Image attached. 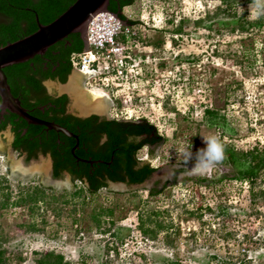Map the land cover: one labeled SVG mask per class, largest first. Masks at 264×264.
<instances>
[{
  "label": "rangeland",
  "instance_id": "374dc122",
  "mask_svg": "<svg viewBox=\"0 0 264 264\" xmlns=\"http://www.w3.org/2000/svg\"><path fill=\"white\" fill-rule=\"evenodd\" d=\"M123 14L140 22L133 50L140 74L113 97L108 112L155 126L163 140L151 167L196 162L203 137L238 150L264 146V25H250L264 18V0H134ZM206 108L224 116V124L209 126ZM147 153L142 148L137 159ZM1 155L0 203L10 195L0 207L6 264H35L36 252L50 250L74 264H264V172L253 191L219 162L209 183L190 178L154 196L147 187H104L83 197L72 195L85 184L71 177V192H57L38 176L8 177ZM37 185L52 190L33 211L14 205L20 191Z\"/></svg>",
  "mask_w": 264,
  "mask_h": 264
},
{
  "label": "trees",
  "instance_id": "16d2710c",
  "mask_svg": "<svg viewBox=\"0 0 264 264\" xmlns=\"http://www.w3.org/2000/svg\"><path fill=\"white\" fill-rule=\"evenodd\" d=\"M75 1L0 0V47L34 33L38 29V22L44 25L51 23ZM133 2L134 0H110L108 10L115 13L122 21L134 24L135 22L127 20L122 13L123 9ZM195 24L200 27L202 21L197 20ZM250 25L263 27L264 18H260ZM240 27V29H244L243 26ZM174 31L179 33L182 30L176 28ZM66 40H69L71 45L66 46ZM84 47L85 42L81 34L71 33L64 40L50 46L44 54L35 55L25 62L8 65L4 68L11 92L21 100L23 106L29 109L37 105L51 103L50 109L44 116L78 136L79 145L74 151L75 156L94 161L93 163L77 161L72 153V148L76 144L75 138L59 134L53 130L47 132L38 125L30 128L29 137L34 136L39 131L44 133L42 143L37 146L42 153H50L52 156L54 176L59 177L62 171H67L72 175L73 180L86 184L83 185V188L76 189L72 193L74 196L83 195V197L84 191L88 195H94L100 189L107 187L108 180L129 184L144 182L156 169L149 164L140 165L136 153L145 145L159 144L163 140L155 126L145 119L122 121L116 119L99 120L96 115L88 118L75 117L65 114L68 103L66 95L53 98L47 94L43 80L58 79L62 83L66 82L73 69L70 55L74 52H81ZM46 62L47 69H44ZM56 64H58L57 68L52 71V67ZM32 98L35 99V103H31ZM204 117L209 126L218 127L223 125L225 121L224 116L211 108L205 109ZM103 136H106V139L101 143ZM139 136H145V138L139 141L130 139ZM224 146L225 158L221 162L233 168L235 179L250 183L253 186V191L256 181L264 172V146L257 145L249 150H238L229 144H224ZM26 149L29 156H32L37 147L30 142ZM224 177L217 180H222ZM4 180L5 178H3ZM196 181L199 183L210 182L208 178L204 177L197 178ZM47 190L51 191L52 188L37 185L27 189V191H20L14 205L25 206L33 211L40 202L45 200ZM148 192L149 195L154 196L160 191L151 189ZM260 193L264 194V190ZM9 196V194H4L0 207L9 205ZM106 213L112 216L114 211L109 209ZM141 222H143L142 219ZM97 223L99 225V220ZM158 227L161 228L162 226L158 225ZM140 230L144 235L154 237L148 234V230L144 228L143 224L140 225ZM36 255L35 264H74L67 260L62 253L54 250L36 252ZM0 264H6L5 250L1 246ZM170 264L179 263L170 262Z\"/></svg>",
  "mask_w": 264,
  "mask_h": 264
},
{
  "label": "water",
  "instance_id": "95a60500",
  "mask_svg": "<svg viewBox=\"0 0 264 264\" xmlns=\"http://www.w3.org/2000/svg\"><path fill=\"white\" fill-rule=\"evenodd\" d=\"M109 2L110 0H76L64 13H62L51 23L44 25L38 22V29L34 33L27 35L17 41L1 46V107H7L12 112L28 120L30 123L44 125L49 129H53L69 137H75L76 139H78L73 132L57 123L44 121L31 116L28 111L21 105L20 100L12 94L10 85L7 81V76L4 72V68L8 65L25 62L33 58L35 55L44 54L50 46L54 45L58 41L64 40L71 33L81 34L85 42V47L81 52L90 50L87 37V27L88 23L93 18L92 16H95L99 12L107 11L117 17L120 21H122L115 13H112L108 10ZM127 20L129 19L127 18ZM122 22L126 25H132L124 21ZM134 22V24L140 23L139 21ZM92 75H97V73L93 70L81 71L79 69L73 68L70 76L68 77V80L65 83L46 82V86L48 87L50 92H52L53 88H55L56 90H59L60 93L62 91H66L69 93L70 101L68 109L70 112L80 116H88L92 113L107 114L108 118L112 119L110 118L108 112V109L110 108L109 92H104L101 89H87L85 87L86 79L91 77ZM161 144L162 141L154 147L148 148L146 157L140 159L139 161L144 164L150 165V162L153 159H157ZM77 147L78 140L75 146L72 148L73 154ZM13 158L17 161L10 162L9 164H7V160L3 162L6 165V174L8 177L27 181L31 180L34 172H36L43 175L44 184L53 186L54 190L57 192L62 190L71 192L72 190H74L73 184L69 181L70 176L68 174L63 173L59 179H54L50 176V173L48 171L47 156L43 158L40 157L38 161H35V164H33L34 162L29 164L31 165L29 167H24L19 161L20 158L16 155ZM195 163L196 162L186 165L178 163H167L159 166L158 168H155L156 171L142 183L127 185L125 182L110 181L106 188H109L113 191L126 192L147 187L150 190L156 189V191H160L162 188L166 187L169 184H177L178 181H182L183 183H185L190 178H207L211 168L192 170V167ZM8 166L12 167V174L7 170Z\"/></svg>",
  "mask_w": 264,
  "mask_h": 264
},
{
  "label": "built area",
  "instance_id": "2783aa9c",
  "mask_svg": "<svg viewBox=\"0 0 264 264\" xmlns=\"http://www.w3.org/2000/svg\"><path fill=\"white\" fill-rule=\"evenodd\" d=\"M92 17L87 27L90 50L72 53L71 64L81 71L96 72L97 75L86 79L85 87L111 91L109 96L113 100L140 74L134 69L141 59L133 52L140 44V36L136 24L126 25L107 11Z\"/></svg>",
  "mask_w": 264,
  "mask_h": 264
},
{
  "label": "flooded vegetation",
  "instance_id": "af4514ba",
  "mask_svg": "<svg viewBox=\"0 0 264 264\" xmlns=\"http://www.w3.org/2000/svg\"><path fill=\"white\" fill-rule=\"evenodd\" d=\"M65 45L66 46L71 45L69 40H66ZM56 52L59 53V51H56ZM57 65L58 64H56L54 67H52V71H55V69L57 68ZM44 69H47V62L44 65ZM70 74H69V76H70ZM67 80H68V78H67ZM46 82H51V83H62V82H60L58 79H54V80L45 79V80H43V85H44V87L46 89L47 94L52 96L53 98H57V97H60L62 95H66L67 96L68 103L66 105L65 114H70V115H73V116L79 117V118H88V117H90L92 115H96V116L99 117V120H111V119L108 118L107 114L92 113V114H90L88 116H80V115H76V114L70 112L69 109H68V105H69V101H70L69 93L66 92V91H62L60 93V91L56 90L55 88H53L52 92H50L48 87L46 86ZM20 102H21V100H20ZM35 102H36L35 99L32 98L31 103H35ZM1 105H2V99L0 97V156H2L1 153H3L5 155L6 160H7L6 161L7 164H9L10 162H13V161H17V160H15L13 158L16 155L17 157L20 158L19 161L21 162V164L24 167H29V166H31L29 164H31L32 162H34L33 164H35V161H38V159L40 157L43 158V157L47 156L48 157V161H47V163H48V171H49L50 176L52 178L59 179L60 176L63 173L68 174L72 178V175L69 172H67V171H62V173H61V175L59 177H55L54 176L52 156L50 155V153H42L40 151V148L37 146L38 144L42 143V141L44 139L43 138L44 137V133H41L39 131L36 134H34V136L29 137V131H30V128H32V126H36V125L42 126L47 132H49L50 130H53V129H49V128H47L44 125L30 123L28 120L22 118L21 116L17 115L16 113L12 112L11 110H9L7 107L2 108ZM21 105L23 106L22 102H21ZM50 107H51V103L37 105V106L29 108V109L27 107H24V108L28 111V113L31 116H33L35 118H38V119H41V120H44V121H48V122H53V121L47 119L44 116L45 114H47V112L50 109ZM38 112H40V113H38ZM53 131H55V130H53ZM55 132H57V131H55ZM57 133L63 134V133H60V132H57ZM63 135H65V134H63ZM73 138H75V137H73ZM77 138H78V136H77ZM143 138H145V136H139V137H135V138L131 137L130 139L131 140H135V141H139V140H141ZM105 139H106V136H103V138L101 139V143L104 142ZM77 140H78V145H79V139H76V143H77ZM58 141H59V139H58ZM30 142L33 145H36V147H37V149L35 150L34 155H32V156H29V153H28V151L26 149V147L28 148ZM16 143H18V144L16 145ZM155 145H157V144L145 145V146L141 147L140 149H138L137 153L144 147L151 148V147H154ZM137 153H136V158H137ZM74 156H75V153H74ZM75 157L77 158V161H84V162H89V163H93L94 162L92 160L79 158L77 156H75ZM139 164L143 165L144 163L139 161ZM7 170L12 174V167L8 166ZM33 176L40 177L41 181H42V184H44L43 175L42 174L34 172ZM107 182L109 184L110 180H108ZM125 183L127 185H131V184L127 183V182H125Z\"/></svg>",
  "mask_w": 264,
  "mask_h": 264
},
{
  "label": "clouds",
  "instance_id": "9594fccd",
  "mask_svg": "<svg viewBox=\"0 0 264 264\" xmlns=\"http://www.w3.org/2000/svg\"><path fill=\"white\" fill-rule=\"evenodd\" d=\"M205 147L197 152V160L192 170L209 169L225 158V146L218 137H203ZM192 157L189 156V160Z\"/></svg>",
  "mask_w": 264,
  "mask_h": 264
},
{
  "label": "bare ground",
  "instance_id": "6f19581e",
  "mask_svg": "<svg viewBox=\"0 0 264 264\" xmlns=\"http://www.w3.org/2000/svg\"><path fill=\"white\" fill-rule=\"evenodd\" d=\"M87 88V87H86ZM87 89H90V88H87ZM93 89H95V88H93ZM105 92V91H104ZM112 106V100H111V98H110V107ZM109 110V109H108Z\"/></svg>",
  "mask_w": 264,
  "mask_h": 264
}]
</instances>
